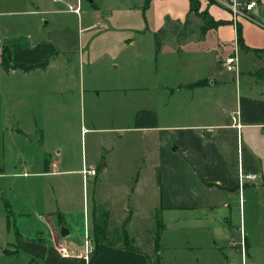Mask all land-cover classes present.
Returning a JSON list of instances; mask_svg holds the SVG:
<instances>
[{
  "label": "crops",
  "instance_id": "0c3cea01",
  "mask_svg": "<svg viewBox=\"0 0 264 264\" xmlns=\"http://www.w3.org/2000/svg\"><path fill=\"white\" fill-rule=\"evenodd\" d=\"M255 1L249 16L264 8V1ZM76 6L80 11L75 13ZM1 13L73 14L81 27L76 50L68 58L63 56L71 49L68 41L50 31L46 40L29 32L20 35L15 48L0 39V48L8 46L16 62L38 63L48 52L56 59V54L61 56V62L52 60L43 70L7 73L15 88L1 98L12 95L15 109L28 98L32 109L25 122L17 116L16 126L5 123L6 132L13 129L19 136L18 150L0 171L13 179L24 177L26 183L30 177L69 175L71 186L81 184L83 199L77 211L64 210L61 199L50 210L39 209L41 230L34 234L10 230L16 224L10 222L11 214L23 220L31 209L24 200L14 211L8 200L9 224L3 212L8 236L0 239V264H148L145 253L154 250L157 212L164 226L160 242L172 255L167 259L163 253V264H264V79L253 76L264 60L239 48L227 9L203 0L197 11L191 10L189 0H0ZM50 22L49 16L43 17L37 26ZM242 42L264 48L243 35ZM228 44L235 45L237 58L247 52L257 60L248 67L237 60L236 69H229L224 61L235 52L223 58ZM54 63L59 68L52 74ZM221 68L234 74L223 76ZM48 75L54 79L46 87L21 86ZM199 80L204 83L190 86ZM76 112L81 120L79 155L73 135L48 143L40 131L53 120L69 123ZM84 166L96 170L86 184ZM248 173L257 177L239 182V174ZM57 180L60 189H67L66 181ZM88 183L94 195L97 185L116 186L111 197L96 201L92 195L91 208L102 206L110 233L120 227L123 240L143 253L101 242L88 261L81 255L61 256L55 229L66 228L75 238L80 234ZM142 213L148 215L147 233L140 236L133 226ZM16 236L18 250L12 244ZM75 243L68 241L67 246L77 247Z\"/></svg>",
  "mask_w": 264,
  "mask_h": 264
},
{
  "label": "rangeland",
  "instance_id": "374dc122",
  "mask_svg": "<svg viewBox=\"0 0 264 264\" xmlns=\"http://www.w3.org/2000/svg\"><path fill=\"white\" fill-rule=\"evenodd\" d=\"M261 1L263 2L264 0H261ZM82 9L85 10L83 6H82ZM258 10H259V13L257 15H254L252 13L251 16L242 15L241 17L240 16L237 17V20L240 21L242 25L241 34L243 35V38L248 39L251 42V44H253L256 48L264 45V18H263V13H262L264 8L259 6ZM200 13L202 14V12ZM47 16L51 18V22L49 23V25H42V28L38 27L37 25L38 23L41 22V19L43 17L45 19ZM54 16H56V19L54 18ZM76 19H77L76 16L73 14L53 15V14L47 13V14H32V15H22V14L16 15L14 13H1L0 14V35H1L0 37L1 38L0 39L6 38V41L12 44V46H14L15 48L17 43L20 44V42H18L19 39H17V37H19L20 35H23L29 32V33H33L37 37H43L45 39L47 32L50 31L56 39L58 37L66 38L65 40L68 41L66 43L67 47H70L71 49L67 54L66 53L63 54V56L68 58V57H71L74 54V51L76 50L75 49L77 45L76 37L81 28L78 25ZM234 47L235 45L228 44L227 48L222 50L223 51L222 56L224 59L229 54H232L235 52L233 51ZM237 52L238 51L236 49V54ZM0 53H1V48H0ZM53 53L54 52H48V54L45 55V57L42 60H40V62L44 61V59L50 56L49 62L51 63L52 60L56 59V56H53L54 55ZM255 54L261 56V58L264 60V50L258 51V53H255ZM18 55L27 57V55L23 53H19ZM56 55H58L59 57L55 61L57 63L61 62L60 61L61 56L59 54H56ZM237 60H240V63L241 65H243V67H248L249 66L248 64L251 65L253 61L257 60V58H254L253 54H248L247 52H243V53H240V55H238ZM19 61L21 62V60ZM12 62L15 63L16 61L12 59ZM57 63H54V65L50 67L52 74L53 72H55V69L59 68ZM34 70H37V69H34ZM16 71L19 72L20 70H16ZM220 74L223 76L233 75L234 71H225V68L224 70H222L221 68ZM77 77L78 76L76 74V77L74 79V81L76 82H77ZM53 79L54 78L51 75H48L46 79L37 78V81L33 85H29L28 83L26 84L22 83L21 86L28 87V89L30 88V86L34 87V85L46 87L49 81ZM13 81L14 79L8 77L7 72H5L0 66V169H3L4 164L7 165L9 161L10 162L12 161V158L16 157V153L18 150L17 139L19 138V136L13 129H8L7 131L8 134H7L4 128L5 123L7 122L8 126H11V127L16 126L17 119H18L17 116H19L24 121L26 120V116L28 117L31 115V109H32L31 102H29L28 98L26 99L23 98L22 103L19 105L18 109H15L14 97L12 95H6L4 98H1V96L4 94L5 91L8 93V91H12L15 88L14 87L15 84ZM27 81L29 82V79L25 80V82ZM84 84H86V81H84ZM69 120L70 122L69 123L66 122L65 124L54 122L53 120V122L45 124L44 129L42 128L40 129V131H43L42 132L43 137L45 136L47 138L48 143H50V140H52V138L65 139L68 135H73V138L76 139L74 149L76 150V153H78L79 155L80 145H78V140H79V136L81 133V126H80L81 120H80V116L78 115V112L73 113V114L71 113V117L69 118ZM84 125L87 126L88 122L87 124L84 123ZM40 131L37 134L38 136L42 134V133L40 134ZM37 135L31 134L30 137L35 138V136L38 137ZM86 138L87 139L89 138V133H87ZM4 141H6L7 144L9 143L8 145L9 151L7 150L6 143L5 145L3 144ZM86 145H87L86 150L88 152L90 149L88 145V141ZM6 150L7 152H5ZM7 157H10V159L8 158V162L6 160ZM57 179H62L66 181L67 189H64V190L60 189L57 186L59 182ZM70 179L71 178L69 175L51 176V177L36 176V177H30L28 183H26L28 179L26 180L24 177L13 179L9 177L8 171L6 172L0 171L1 193H3V195L5 196L7 200H10L13 202V206L15 207L14 211H18L21 209L20 206H15V204L21 205L20 203H22V201L24 200L29 202V207L31 209L29 215L24 216V218L25 217L26 218L23 220L21 219L20 216L11 214L10 222H13L16 224L10 225V228H11L10 230L12 231L17 230L21 234H23L26 231L28 234H34L36 233V231H38V228L41 230V221L39 220V218L37 219L38 217L37 211L39 209L46 210L47 208L48 210H50L53 207V203L57 199H61V203H62L61 205L63 206V209L66 210L67 212L77 211V208H79V206L82 203V199H83L82 188H81V184L79 186H76L74 184L71 186ZM51 182L55 183L53 185L54 190L53 189L50 190ZM10 186H12V189H13L12 191H9ZM114 187L116 186L114 185L109 186L106 184L97 185L94 187V190H95V195H94L92 194L93 187L91 186V184L88 183L87 185H85L84 196H85V205L87 208V212H86L87 218L89 220L88 231H89V234L92 236L91 244L93 246L95 245V240H94V236L92 235V232H93L92 228H93V216L95 215V212H94V208H91L92 207L91 205L92 195L96 201L99 200V198L111 197L114 192V189H113ZM73 191H75L76 193L75 200L71 198L72 197L71 193ZM77 201L79 202V205H77ZM81 209L83 210V207H81ZM4 210L5 208L3 207L2 200L0 198V239H2V241L6 240L8 236L5 231V222H4V216H3ZM96 214L99 215L100 211H97ZM147 216L148 215L144 213H142V215L138 214V218L134 222L133 227L135 228V232L139 234L140 236H143V234L147 233V229H146L147 225L145 224V222L147 221V218H146ZM154 216L155 215H153V218L155 220L156 218ZM82 226H83V223H82ZM82 226H81L82 232L80 231V234H78L76 238L68 236V235L62 236L60 232H58V230L55 229L56 246H58L59 244H63L64 247L69 248L67 250L72 251V253L74 254L78 252H82L84 239H85V235H83ZM144 227L146 228L144 229ZM43 228L44 226L42 225V229ZM119 229L120 227H116L113 230V233L111 234L110 230L108 229L106 225L105 236L100 235L99 240H101L102 242H108L111 244L120 243V244H125L126 246H128L129 244L133 248L140 249L139 247L135 246L133 242L129 240L126 242L125 240H123V236L122 234L119 233ZM12 231L11 232L9 231V234L12 233ZM155 231H156V224H155L154 233ZM18 239L19 238L17 237L16 241L12 243L14 249L16 250L20 249L21 247V244L19 243ZM68 241H75L77 243V244L75 243L77 247H75L74 245H69L71 246L70 248L69 246H67ZM144 248L147 250V247H144ZM160 248H161L160 257H161V263H162L163 253H165V256L167 255V259H170L172 255H171V252L168 250V248H165L163 243L161 242H160ZM149 254L153 255V252L150 251Z\"/></svg>",
  "mask_w": 264,
  "mask_h": 264
},
{
  "label": "trees",
  "instance_id": "16d2710c",
  "mask_svg": "<svg viewBox=\"0 0 264 264\" xmlns=\"http://www.w3.org/2000/svg\"><path fill=\"white\" fill-rule=\"evenodd\" d=\"M198 1L199 0H189V4L191 7V10L193 11H197L198 10ZM206 15L204 14V17ZM211 21V19H209ZM214 21H211V24ZM224 23V22H223ZM236 33H237V44L239 46L240 49L242 50H246V51H252L254 53H258V51L264 50V48H258V49H253V48H249L247 47L243 42H242V35H241V28L239 26V24L236 25ZM0 58H1V62H0V66L1 68L5 71V72H9L10 70H20L22 72H29V71H33L34 69H40L43 70L47 67L49 60H50V56H48L46 59H44V61L42 62H38V63H33V64H26L23 62H16L13 63L12 62V57H11V52L10 49L8 48V46L3 45L1 48V53H0ZM253 76L255 77L256 80H261L264 79V66L259 67L254 73ZM203 80H199L196 81L192 84H190L191 87L194 86H199L200 84H203ZM156 185L161 187V181H160V173H158V170H156ZM1 193V190H0ZM0 198L2 200V204L3 207L5 208V212L7 213V223L9 224V215H10V211H9V202L8 200L5 198V196L3 195V193H1ZM97 211H100V214L97 215ZM94 212L95 215L93 216V228H92V235L94 236V240H95V245H94V253L93 255H95V253L97 252V246L99 243H101L102 241L99 240V236H105V230H106V225L108 223V213L107 211L100 205H95L94 206ZM156 219V231H155V235H154V245L153 248L154 250L153 255L149 254V253H145L146 255V259H147V263L148 264H162L161 263V257H160V236H161V230L163 229V224L161 222V219L159 218V214L157 212V214H155L154 216ZM127 249H132L134 251L143 253V251L141 249L138 248H133L131 245L128 244ZM153 258V259H152ZM44 264H48V263H44Z\"/></svg>",
  "mask_w": 264,
  "mask_h": 264
},
{
  "label": "built area",
  "instance_id": "2783aa9c",
  "mask_svg": "<svg viewBox=\"0 0 264 264\" xmlns=\"http://www.w3.org/2000/svg\"><path fill=\"white\" fill-rule=\"evenodd\" d=\"M207 3H215L218 6H221L223 9H227L230 13V19L233 21V24L237 25V17L238 16H247L249 15L257 6V2L255 0H204ZM75 13L79 12V6H76V8L72 9ZM225 65L228 66L229 69H236V63H237V55L236 52L233 55H229L228 58L224 61ZM237 127H240V125L237 123ZM81 173L83 175V181L86 184L87 179L89 176H95L96 170L94 168H89L87 166H84L81 170ZM257 176L254 173H248L246 175L239 174V182L248 180H253ZM88 224L89 220L87 218V213H84L83 216V235H85L84 244H83V251L79 253H72V251L67 250L69 248L64 247L63 244H59L57 246V250L60 252L61 256L64 258H67L71 255L75 256H82L86 261H88L92 253L95 251L94 246L91 244V238L92 236L89 234L88 231ZM92 254V255H91Z\"/></svg>",
  "mask_w": 264,
  "mask_h": 264
},
{
  "label": "water",
  "instance_id": "95a60500",
  "mask_svg": "<svg viewBox=\"0 0 264 264\" xmlns=\"http://www.w3.org/2000/svg\"><path fill=\"white\" fill-rule=\"evenodd\" d=\"M240 2H241V0H240ZM60 234H61L62 236H65V235L68 234V231L66 230V228H61V230H60Z\"/></svg>",
  "mask_w": 264,
  "mask_h": 264
}]
</instances>
